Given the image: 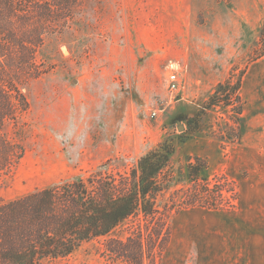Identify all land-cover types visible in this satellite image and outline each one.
I'll use <instances>...</instances> for the list:
<instances>
[{"label":"rangeland","instance_id":"rangeland-1","mask_svg":"<svg viewBox=\"0 0 264 264\" xmlns=\"http://www.w3.org/2000/svg\"><path fill=\"white\" fill-rule=\"evenodd\" d=\"M263 18L264 0H87L46 42L39 59L54 69L21 87L29 109L4 128L21 156L0 171V199L42 187L47 181L37 178L55 173L93 170L119 179L162 139L182 133L186 142L176 143L172 166L187 156L205 158L209 188L222 189L223 198L187 205V186L171 188L157 197V220L130 217L45 264H126L110 258L104 244L137 232L151 264H264V154L249 147L250 109L240 98L242 128L219 109L207 111L195 131L183 120L201 109L229 68L233 81L240 71L244 77ZM187 33L192 45L184 44ZM225 57L232 59L222 72ZM172 72L182 81L174 93L167 84Z\"/></svg>","mask_w":264,"mask_h":264},{"label":"trees","instance_id":"trees-1","mask_svg":"<svg viewBox=\"0 0 264 264\" xmlns=\"http://www.w3.org/2000/svg\"><path fill=\"white\" fill-rule=\"evenodd\" d=\"M85 1L0 0V171L21 156L4 133L8 123H15L29 109L21 87L54 69L39 55L50 38L68 28ZM259 34L256 59L264 56V22ZM233 73L215 86L200 110L184 116L188 130H197L202 116L213 109L231 113L235 128L240 126L243 73L240 71L234 81ZM186 138L182 133L162 139L119 179L93 170L85 175L55 173L37 178L47 181L44 186L16 197L8 198L14 194L8 190V199H0V264H45L65 259L83 243L108 236L130 217L141 214L157 220L163 216L157 197L171 188L177 192L187 186L189 197L183 199L187 205L220 201L222 189L209 188L211 171L205 158L187 156L184 165L172 166L176 143L183 145ZM104 247L110 258L126 264H145V258L148 264L152 262L151 252L146 256L147 241L139 232L124 241L108 239Z\"/></svg>","mask_w":264,"mask_h":264},{"label":"crops","instance_id":"crops-1","mask_svg":"<svg viewBox=\"0 0 264 264\" xmlns=\"http://www.w3.org/2000/svg\"><path fill=\"white\" fill-rule=\"evenodd\" d=\"M263 22H264V18H263L262 23L260 25L258 36L256 37V45H254L252 47L253 49L258 48V46H259L258 45L259 38H260L259 33H260V29L262 27ZM238 37H239V35L237 34L236 38L235 37L230 38L229 42L235 44L237 42ZM192 43H193L192 34L187 33V40H185L184 44L185 45L186 44L192 45ZM252 48H250V49H252ZM252 50H250V51H252ZM187 51H188V47H187ZM189 56H190V54L186 52L183 58L188 60ZM230 59H232V58L228 59V57H225L222 60V63H221V66L223 68L222 72L226 69V66L227 67L229 66V62H231ZM232 65H234V64H232ZM187 67H188V65L186 64L185 69ZM230 70H231V68H229V70H227V74L222 80L220 79L215 83V86L227 78ZM190 72H191V74H190L191 79L195 80L198 77L196 70L193 69V67H191ZM177 78H178V89L176 92H178L179 89L181 88L180 86H181V82H182L179 74H177ZM215 86H214V88H215ZM244 88H246V90H244ZM240 96L242 98V102H244V106L248 107L250 109L249 112L251 113V115L249 116V118L246 122L247 123V134H248V138H249V142H250L249 147L254 148V150L257 152V154L262 155V154H264V56L253 60L248 65V68L245 72V75L242 78L241 88H240ZM182 99L183 98H181L180 100H182ZM245 111L246 110L243 108L242 119H244ZM242 123H243V121H242ZM242 126H243V124H241V128H242ZM244 128H245V126H244ZM253 140L255 141L254 144L251 143Z\"/></svg>","mask_w":264,"mask_h":264},{"label":"built area","instance_id":"built-area-1","mask_svg":"<svg viewBox=\"0 0 264 264\" xmlns=\"http://www.w3.org/2000/svg\"><path fill=\"white\" fill-rule=\"evenodd\" d=\"M167 84H168V89L170 93H174L177 91L178 89V78H177V74L172 72L167 76ZM151 116L154 117L156 116V112L153 111L151 113Z\"/></svg>","mask_w":264,"mask_h":264}]
</instances>
